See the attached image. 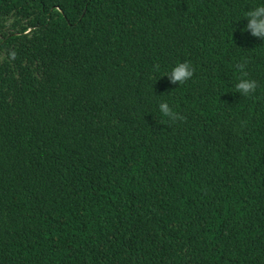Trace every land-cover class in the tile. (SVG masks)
Here are the masks:
<instances>
[{"label":"trees","instance_id":"16d2710c","mask_svg":"<svg viewBox=\"0 0 264 264\" xmlns=\"http://www.w3.org/2000/svg\"><path fill=\"white\" fill-rule=\"evenodd\" d=\"M259 5L0 0V264H264Z\"/></svg>","mask_w":264,"mask_h":264},{"label":"clouds","instance_id":"9594fccd","mask_svg":"<svg viewBox=\"0 0 264 264\" xmlns=\"http://www.w3.org/2000/svg\"><path fill=\"white\" fill-rule=\"evenodd\" d=\"M248 23L244 30H250L251 35L264 39V5L256 6L245 13ZM15 56V53H12ZM245 63H240L237 67L241 70V78L235 84L236 92L244 96H249L255 92L257 88V82L253 79H247V72L244 71ZM194 74V69L191 64L187 61L178 63L172 70L167 74L169 80L173 84H183L189 80ZM160 112L164 117H167L170 121L183 120L185 117L175 112L170 105L163 101L159 104Z\"/></svg>","mask_w":264,"mask_h":264}]
</instances>
